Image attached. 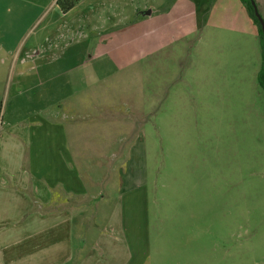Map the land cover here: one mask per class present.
I'll return each mask as SVG.
<instances>
[{"label": "rangeland", "instance_id": "1", "mask_svg": "<svg viewBox=\"0 0 264 264\" xmlns=\"http://www.w3.org/2000/svg\"><path fill=\"white\" fill-rule=\"evenodd\" d=\"M1 3L2 226L34 182L76 179L129 264H264L260 44L239 0H84L48 27L46 7Z\"/></svg>", "mask_w": 264, "mask_h": 264}, {"label": "crops", "instance_id": "2", "mask_svg": "<svg viewBox=\"0 0 264 264\" xmlns=\"http://www.w3.org/2000/svg\"><path fill=\"white\" fill-rule=\"evenodd\" d=\"M15 1L24 4L15 9L7 7V10H16L15 17L18 19L29 17L34 10L46 7L51 16L43 19V22L46 21L43 27H48L57 19L80 11L84 0H78L65 13L60 11L56 0ZM129 3L123 4V7L130 6ZM147 10L150 13L147 14ZM152 13L153 9L148 6L140 11L146 19ZM115 14L124 18L122 13ZM52 15L54 21L51 20ZM110 38L111 35H103L99 42ZM54 179L34 182L37 192L32 197L21 196L26 205L18 212L20 214L13 216L9 226L0 224V264H129L134 254L123 224L112 221L113 216H110L99 231V212L82 211L77 205L81 201L76 199H83L82 184L76 179L73 182ZM71 198L75 199L74 202L70 200L73 204L67 201ZM70 205L73 209H69Z\"/></svg>", "mask_w": 264, "mask_h": 264}, {"label": "trees", "instance_id": "3", "mask_svg": "<svg viewBox=\"0 0 264 264\" xmlns=\"http://www.w3.org/2000/svg\"><path fill=\"white\" fill-rule=\"evenodd\" d=\"M78 0H56V4L58 5L61 12L65 13L70 10L77 3ZM243 7L245 8L249 18L256 24V34L260 44V56L261 63L260 68L257 74V80L260 87L264 90V31L261 28V25L256 18L252 6V2L254 0H239Z\"/></svg>", "mask_w": 264, "mask_h": 264}, {"label": "water", "instance_id": "4", "mask_svg": "<svg viewBox=\"0 0 264 264\" xmlns=\"http://www.w3.org/2000/svg\"><path fill=\"white\" fill-rule=\"evenodd\" d=\"M252 6H253L254 14H255L256 18L258 19V21H259V23H260V25H261L262 30L264 31V23H263V20H262V18L260 17V15H259V13H258V11H257L256 5H255L254 2H252ZM146 13H147V14L150 13V10H147Z\"/></svg>", "mask_w": 264, "mask_h": 264}]
</instances>
